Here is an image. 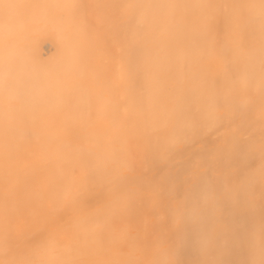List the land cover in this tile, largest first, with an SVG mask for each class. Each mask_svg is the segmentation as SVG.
Instances as JSON below:
<instances>
[{"label":"bare ground","instance_id":"obj_1","mask_svg":"<svg viewBox=\"0 0 264 264\" xmlns=\"http://www.w3.org/2000/svg\"><path fill=\"white\" fill-rule=\"evenodd\" d=\"M0 264H264V0H0Z\"/></svg>","mask_w":264,"mask_h":264}]
</instances>
